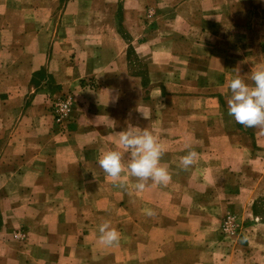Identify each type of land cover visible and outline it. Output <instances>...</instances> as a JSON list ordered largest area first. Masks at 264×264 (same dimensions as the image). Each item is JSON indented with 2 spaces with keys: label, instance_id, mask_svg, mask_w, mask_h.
Wrapping results in <instances>:
<instances>
[{
  "label": "rangeland",
  "instance_id": "374dc122",
  "mask_svg": "<svg viewBox=\"0 0 264 264\" xmlns=\"http://www.w3.org/2000/svg\"><path fill=\"white\" fill-rule=\"evenodd\" d=\"M262 66L264 0H0V255L46 242L54 264H141L157 232L163 264H206L200 238L223 237L228 216L235 234L225 241L244 244L249 231L264 240V195L250 207L219 201L237 176L221 173L236 150L220 138L235 120L217 110L228 112L238 70L251 85ZM63 102L70 110L57 121ZM131 126L165 146L167 186L138 192L135 178L125 188L106 179L98 157ZM186 145L217 163L202 157L182 170ZM105 221L129 236L117 254L98 243Z\"/></svg>",
  "mask_w": 264,
  "mask_h": 264
},
{
  "label": "crops",
  "instance_id": "0c3cea01",
  "mask_svg": "<svg viewBox=\"0 0 264 264\" xmlns=\"http://www.w3.org/2000/svg\"><path fill=\"white\" fill-rule=\"evenodd\" d=\"M217 110L223 111L224 115L228 117L227 109L223 104H220V108ZM256 129L258 130V128H246L235 121L227 122L226 135L220 139L225 140L226 138L228 144L233 143L236 152L226 154V157L223 158L221 162V173L227 176H237V181L234 186L231 187L222 185L221 190L223 193L219 198L222 206L250 207L256 203V200L264 195V179L260 180L264 178V155H262L263 153L260 151L262 146L260 145ZM234 131L238 132L236 136H234ZM245 137L248 139L247 142L251 143L249 151H245L243 147ZM207 139H209L208 136L204 138V141L209 142ZM214 155L216 154H204V156L199 154L198 158H208L211 162L216 164V156ZM203 173L208 174L209 172L205 170ZM243 175L258 176V178H252V181L244 186L240 183ZM34 185H36L34 189L43 188L41 182H36ZM57 185H59L58 182H56V186ZM198 187L205 191L214 189L213 187L207 185L203 186L202 184H196L190 187V189H198ZM29 188L30 185L25 186L24 184V189ZM233 191H236V194H233ZM211 200L212 198L208 201ZM120 233L122 234L121 239L129 237L126 232ZM245 235L248 241L241 245L225 241V238L220 236L219 231L208 235V237H201V243L200 241L199 243L200 246L204 248L205 260L207 261L206 264H227L229 260H232L234 264H238L241 261L248 264H264V245L262 244L264 240L262 235L251 231ZM143 236H146L145 233H143ZM161 237L163 236L159 233H153V238H155L156 241H152L150 247H141L138 262L141 264H163L164 247L162 244L164 239ZM202 239H204V241ZM41 243L42 242H35L25 248H19V252H14V254L8 256L7 261L4 255H0V264H54L52 246L46 242H44V244ZM184 245L185 243L183 246ZM121 246L122 244L111 247L110 251L112 250V252L117 254V252L121 251ZM28 250L30 251L28 252L29 254H27ZM11 261H13V263ZM98 262H100L99 258ZM72 264L83 263H76L74 261Z\"/></svg>",
  "mask_w": 264,
  "mask_h": 264
},
{
  "label": "clouds",
  "instance_id": "9594fccd",
  "mask_svg": "<svg viewBox=\"0 0 264 264\" xmlns=\"http://www.w3.org/2000/svg\"><path fill=\"white\" fill-rule=\"evenodd\" d=\"M250 80L251 85L245 82L238 70L229 81L231 95L227 99L228 115L246 128L264 130V66L251 71ZM140 112L143 118L149 119L146 113ZM116 136V149L104 151L98 157V164L106 179L114 186L125 188L129 177H132L136 180L134 189L143 192L149 182L159 186H167L171 182L172 174L161 163L166 148L152 131L131 126L116 133ZM186 149V154L179 158V167L184 171L194 166L199 157L191 145H186ZM147 215H154V212L148 210ZM98 233L100 245L108 248L119 246L121 233L110 222L100 224Z\"/></svg>",
  "mask_w": 264,
  "mask_h": 264
},
{
  "label": "built area",
  "instance_id": "2783aa9c",
  "mask_svg": "<svg viewBox=\"0 0 264 264\" xmlns=\"http://www.w3.org/2000/svg\"><path fill=\"white\" fill-rule=\"evenodd\" d=\"M69 104L67 102L60 103L55 108V118L57 121L64 119L69 113ZM235 234V221L233 216H228L222 226V236L228 238ZM21 233H16L15 237H21Z\"/></svg>",
  "mask_w": 264,
  "mask_h": 264
}]
</instances>
